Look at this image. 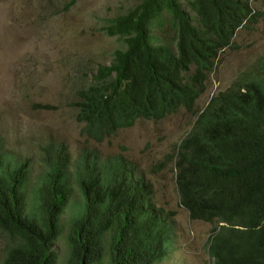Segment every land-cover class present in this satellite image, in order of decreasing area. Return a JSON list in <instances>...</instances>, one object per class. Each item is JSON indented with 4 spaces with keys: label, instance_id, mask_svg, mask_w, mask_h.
<instances>
[{
    "label": "trees",
    "instance_id": "trees-1",
    "mask_svg": "<svg viewBox=\"0 0 264 264\" xmlns=\"http://www.w3.org/2000/svg\"><path fill=\"white\" fill-rule=\"evenodd\" d=\"M249 1L139 0L110 18L102 31L122 47L108 66L98 67L90 85L77 90L76 120L114 129L191 110L219 54L232 47L240 27L256 20ZM182 147L181 200L196 215L216 214L232 226L211 254L225 264H264V59L210 99ZM61 148L46 149L56 153L45 155L28 190L29 162L12 166L0 144V232L9 237L2 264H54L50 244L60 237L72 189L82 198L66 230L62 264H143L136 226L104 215L82 174L69 185L57 168L67 160ZM219 189L229 192L212 203Z\"/></svg>",
    "mask_w": 264,
    "mask_h": 264
},
{
    "label": "rangeland",
    "instance_id": "rangeland-1",
    "mask_svg": "<svg viewBox=\"0 0 264 264\" xmlns=\"http://www.w3.org/2000/svg\"><path fill=\"white\" fill-rule=\"evenodd\" d=\"M138 1L76 0L68 5L71 0H0V144L12 163L30 162L28 190L43 170L46 149L64 144L70 162L82 150L122 156L176 205L172 166L165 157L174 153L212 96L232 87L264 59V0H251L250 8L259 13L256 20L240 27L232 47L219 54L191 111L180 108L159 120H136L99 143L88 139L72 106L77 90L90 85L98 67L108 66L114 50L122 47L120 39L102 31L104 25ZM79 197L77 193L69 199L59 219L61 234L50 246L54 264L67 256L64 238ZM185 221L190 230L187 246L194 256L175 264H211L205 252L210 225ZM8 244V235L0 232V264Z\"/></svg>",
    "mask_w": 264,
    "mask_h": 264
},
{
    "label": "clouds",
    "instance_id": "clouds-1",
    "mask_svg": "<svg viewBox=\"0 0 264 264\" xmlns=\"http://www.w3.org/2000/svg\"><path fill=\"white\" fill-rule=\"evenodd\" d=\"M205 82L206 80H204V88L195 99L194 104L202 92H204L206 87ZM203 109L195 114L194 122L178 141L174 153L165 157V161L172 166L174 193L177 197L176 205L165 200L155 183L146 178L136 165L127 161L122 156L101 157L91 151L82 150L78 153L76 159L70 162L69 155L65 151V146L61 144L63 147L61 149H64L67 160L57 168H60L70 186L75 185L76 178H82L80 176L82 174L83 179L86 180L91 189V195L94 200L98 202L104 215L108 214L112 221L119 223L120 226L126 224L136 226V236L134 238L136 243L135 250H137L136 255L139 256L143 264H175L179 258H183L181 262L185 263L194 256V253L187 246L188 232L190 230L187 227L185 218L190 222H203L210 225L205 241V252L211 264H225L224 262L216 261L215 257L211 254V250L215 248L221 233L231 225L223 221V218L216 214L205 217L196 215L181 200L179 195L180 176H178V172L181 169L178 167V161L181 153L184 151L182 144L189 137L196 118L198 114L202 113ZM75 111L77 112L76 108ZM76 121L81 125V134L98 143L107 137L115 135L118 129L130 127L134 124V122L132 124H120L114 129H107L105 127H91L87 121ZM61 145L56 147H61ZM50 151L47 153H56L54 150ZM62 158L64 159L63 154ZM21 161L23 160H17L16 162L19 163ZM14 164L15 162H11L12 166ZM80 169L83 172H79ZM72 190L73 193L70 198L76 196L78 193L76 190ZM219 191L222 194L217 195L218 198L216 199L212 198V203L215 200H222L229 192L227 189H219ZM79 195L78 199L81 201L82 195ZM75 205H78V203ZM50 251H52L51 247Z\"/></svg>",
    "mask_w": 264,
    "mask_h": 264
}]
</instances>
